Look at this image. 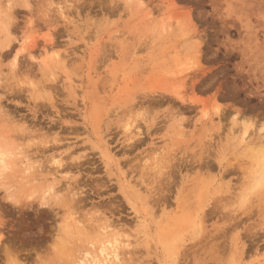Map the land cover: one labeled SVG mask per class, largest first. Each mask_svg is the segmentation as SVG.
Wrapping results in <instances>:
<instances>
[{
    "label": "rangeland",
    "instance_id": "374dc122",
    "mask_svg": "<svg viewBox=\"0 0 264 264\" xmlns=\"http://www.w3.org/2000/svg\"><path fill=\"white\" fill-rule=\"evenodd\" d=\"M0 159V264H264V0H0Z\"/></svg>",
    "mask_w": 264,
    "mask_h": 264
},
{
    "label": "clouds",
    "instance_id": "9594fccd",
    "mask_svg": "<svg viewBox=\"0 0 264 264\" xmlns=\"http://www.w3.org/2000/svg\"><path fill=\"white\" fill-rule=\"evenodd\" d=\"M0 220L4 221L3 223H0V230H2L6 224V220H4V218L2 216H0ZM18 256H19L18 254L11 252V257H12V259L15 260V264H23V262L18 258Z\"/></svg>",
    "mask_w": 264,
    "mask_h": 264
},
{
    "label": "bare ground",
    "instance_id": "6f19581e",
    "mask_svg": "<svg viewBox=\"0 0 264 264\" xmlns=\"http://www.w3.org/2000/svg\"><path fill=\"white\" fill-rule=\"evenodd\" d=\"M0 161H1V159H0ZM101 251L103 252V251H105V249L104 248H101ZM110 253H111L110 255L104 253L105 257L103 259L106 260L109 256H111L115 260L118 258V251L117 250L112 249L110 251Z\"/></svg>",
    "mask_w": 264,
    "mask_h": 264
}]
</instances>
